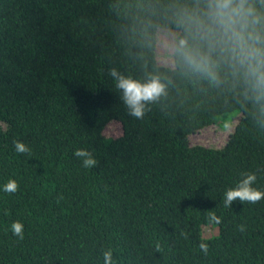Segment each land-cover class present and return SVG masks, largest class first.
<instances>
[{
    "label": "trees",
    "instance_id": "16d2710c",
    "mask_svg": "<svg viewBox=\"0 0 264 264\" xmlns=\"http://www.w3.org/2000/svg\"><path fill=\"white\" fill-rule=\"evenodd\" d=\"M209 3L0 0V264H103L109 249L115 264H264V199L223 203L242 173L264 192V86L219 42ZM247 6L259 19L247 31L260 36L249 44L264 52V0ZM162 29L175 32L173 67L156 60ZM181 40L210 59L215 79L185 62ZM112 68L165 86L143 119L127 114ZM234 112L221 148L190 144ZM112 120L115 138L103 135ZM77 149L97 165L84 168ZM9 180L15 194L3 191Z\"/></svg>",
    "mask_w": 264,
    "mask_h": 264
},
{
    "label": "clouds",
    "instance_id": "9594fccd",
    "mask_svg": "<svg viewBox=\"0 0 264 264\" xmlns=\"http://www.w3.org/2000/svg\"><path fill=\"white\" fill-rule=\"evenodd\" d=\"M209 15L220 30L219 42L231 45L232 51L237 53L240 62H248L249 70L256 77L257 84L264 86V73L259 70L261 66H264V62L260 59L261 56H264V52L252 46V44L260 43V36L247 31L249 24L259 23V19L255 16L253 9L247 6V0H210ZM250 17L251 20H249ZM249 41L252 44H249ZM178 50L184 57L185 62L194 71L202 72L215 79L213 65L207 56L193 53L184 40L180 41ZM253 60L256 61V66L252 65ZM108 74L115 82V88L120 93L119 99L126 108L127 114L135 119H143L146 112L150 111L148 105L155 102L164 93L165 86L155 77L141 83L125 77L115 68L110 69ZM13 144L17 153H30V149L25 144L18 141H13ZM74 156L82 159V165L86 169L97 165V161L84 149H77ZM241 175L243 179L237 183L236 187L227 190L224 194L223 203L226 208H229L234 201H239L241 204L245 202L255 204L264 199V192L252 187L256 182V175L253 173H242ZM17 190L18 184L14 180H9L3 186V191L7 194H15ZM207 219L209 223L216 225L221 223V219L214 212H209ZM238 230L244 232L245 227L240 225ZM11 231L13 236L23 240L22 223L19 221L13 222ZM198 247L205 256L208 254L209 248L206 243H200ZM156 251H161L159 244L156 246ZM103 264H115L111 249L103 253Z\"/></svg>",
    "mask_w": 264,
    "mask_h": 264
},
{
    "label": "rangeland",
    "instance_id": "374dc122",
    "mask_svg": "<svg viewBox=\"0 0 264 264\" xmlns=\"http://www.w3.org/2000/svg\"><path fill=\"white\" fill-rule=\"evenodd\" d=\"M156 60L160 66L173 67L171 54L174 48L175 32L167 30L157 31ZM172 64V65H171ZM170 65V66H169ZM240 115L237 112L222 114L214 119V123L200 130L198 133L189 136L191 145L213 146L221 148L222 140L232 132ZM121 134V125L117 121H110L106 124L103 135L106 137H118ZM216 229L206 228L203 236L216 234Z\"/></svg>",
    "mask_w": 264,
    "mask_h": 264
}]
</instances>
